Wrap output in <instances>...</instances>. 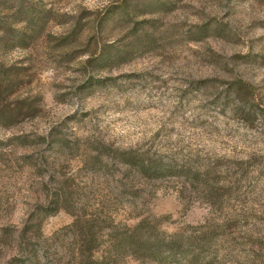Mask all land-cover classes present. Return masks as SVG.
Wrapping results in <instances>:
<instances>
[{
    "label": "rangeland",
    "instance_id": "374dc122",
    "mask_svg": "<svg viewBox=\"0 0 264 264\" xmlns=\"http://www.w3.org/2000/svg\"><path fill=\"white\" fill-rule=\"evenodd\" d=\"M85 223L163 245L111 264H264V0H0V264Z\"/></svg>",
    "mask_w": 264,
    "mask_h": 264
},
{
    "label": "trees",
    "instance_id": "16d2710c",
    "mask_svg": "<svg viewBox=\"0 0 264 264\" xmlns=\"http://www.w3.org/2000/svg\"><path fill=\"white\" fill-rule=\"evenodd\" d=\"M40 13L33 14L31 13L28 21H26L27 26L32 27L33 29H40L43 26L41 23ZM4 118V117H3ZM5 120V119H3ZM155 167V166H154ZM138 170L145 174H150V172L155 170L156 172H163L160 167L149 168L146 164L142 163L138 166ZM56 202H59L58 200ZM79 223V221H78ZM77 224V223H76ZM142 224H138L135 226L133 232L129 234L128 238L125 242L118 243L116 239H114L111 243V247L108 250L109 253L107 255L98 256H90L93 253V249L96 246L97 240L99 238L98 232L95 230L96 226L91 223H85L82 227L79 228L80 235H78L79 239H81L79 245V256H74L75 264H111L113 261H118L124 253H132L136 255L138 251H142L145 258H151L154 256H148L149 254L155 253V250L162 249V243L153 241L152 238L143 239L140 233V228ZM155 249V250H154ZM158 249V250H157ZM112 253L116 254L115 256ZM174 254V252H173ZM131 257H140V256H131ZM159 257V256H157ZM160 258V257H159ZM164 258H160L162 261Z\"/></svg>",
    "mask_w": 264,
    "mask_h": 264
}]
</instances>
